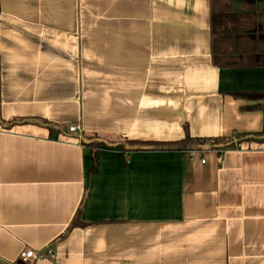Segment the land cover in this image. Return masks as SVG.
I'll return each instance as SVG.
<instances>
[{"label":"crops","instance_id":"1","mask_svg":"<svg viewBox=\"0 0 264 264\" xmlns=\"http://www.w3.org/2000/svg\"><path fill=\"white\" fill-rule=\"evenodd\" d=\"M244 2L255 18L227 19L216 51L263 52L264 0H0V264H264V141L100 147L90 173L68 130L221 143L264 131V111L230 94L262 91L263 69L212 60V11ZM27 248L44 257L22 262Z\"/></svg>","mask_w":264,"mask_h":264},{"label":"trees","instance_id":"2","mask_svg":"<svg viewBox=\"0 0 264 264\" xmlns=\"http://www.w3.org/2000/svg\"><path fill=\"white\" fill-rule=\"evenodd\" d=\"M245 7L244 10L240 13H224L221 14L220 12L212 11L211 13V28H212V60L214 65L218 67H248V66H259L264 71V51L263 52H247L245 54H235L229 55L224 54L216 51V41L217 38L223 33L226 32L221 30L215 26V22L222 19L224 22L227 19L230 20H237L235 22L241 21L242 23H250L249 21L255 18V14L253 13V5L244 2ZM216 20V21H215ZM246 20V21H243ZM257 30L256 23L254 24L251 22V25L248 27H241L236 29L234 32H244V33H251ZM232 96L235 98H243L249 101H254L253 104L242 106L243 110H254L259 109L264 111V89L259 92H251V91H244L238 90L230 92ZM19 120H13L8 124L16 122ZM27 121V120H20V122ZM45 126L48 127L50 131L54 130L53 125L49 123H43ZM82 145L89 148L91 157H92V165L90 168V173H93L96 167V150L100 147H108V148H116L122 154L131 152V151H151V150H168V151H180L186 153L187 151L197 150V146L203 143H210V144H217L221 143L218 139L207 140L204 138H195L191 137L186 133L185 137L170 142H143V141H135V140H109L103 138L98 135H90V136H83L80 135L79 137ZM264 141V131L260 132H252V133H244L238 134L234 139H226L225 144L226 147H232L235 143H240L242 141Z\"/></svg>","mask_w":264,"mask_h":264},{"label":"built area","instance_id":"3","mask_svg":"<svg viewBox=\"0 0 264 264\" xmlns=\"http://www.w3.org/2000/svg\"><path fill=\"white\" fill-rule=\"evenodd\" d=\"M68 130L70 132L78 133V137L80 136L79 135V127L78 126L71 125V126L68 127ZM194 151H197V150H191L192 153H194ZM187 152H190V151H187ZM47 254H48L49 258H53L54 257V253L51 250H48ZM40 257H44V255L43 254H37L31 248H27L25 250H21L19 252V254H18V259L21 260L22 262H28V261H31V260H36V259H38Z\"/></svg>","mask_w":264,"mask_h":264},{"label":"water","instance_id":"4","mask_svg":"<svg viewBox=\"0 0 264 264\" xmlns=\"http://www.w3.org/2000/svg\"><path fill=\"white\" fill-rule=\"evenodd\" d=\"M224 146H226L225 143H217V144L203 143L197 146V150L204 151L212 147L213 148H223Z\"/></svg>","mask_w":264,"mask_h":264},{"label":"rangeland","instance_id":"5","mask_svg":"<svg viewBox=\"0 0 264 264\" xmlns=\"http://www.w3.org/2000/svg\"><path fill=\"white\" fill-rule=\"evenodd\" d=\"M221 14H223V13H221ZM216 21V20H215ZM230 20H226L225 22L222 20V19H220L219 21H216L215 22V26H217V28H219L220 29V31L222 30V29H224L225 28V30L226 29H228V28H226V26H228V22H229ZM223 25V26H222ZM238 29V28H237ZM229 30V29H228ZM236 30V29H235ZM217 40H218V42H219V38H217Z\"/></svg>","mask_w":264,"mask_h":264}]
</instances>
